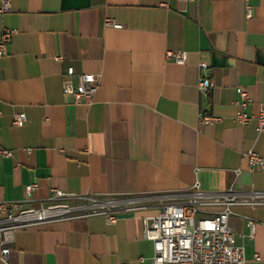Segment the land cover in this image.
Wrapping results in <instances>:
<instances>
[{"label":"crops","instance_id":"obj_1","mask_svg":"<svg viewBox=\"0 0 264 264\" xmlns=\"http://www.w3.org/2000/svg\"><path fill=\"white\" fill-rule=\"evenodd\" d=\"M248 4L250 17L245 0H10L0 13V34L16 30L0 56V148L12 155L0 154V201L36 205L55 187L125 208L113 221L96 213L18 228L0 264H152L143 220L160 203L195 182L215 195L264 193V171L243 158L248 149L264 157V132L255 118L234 119L238 86L250 114L264 106V0ZM169 50L186 51V62ZM68 67L74 84L79 73L99 75L91 98L63 93ZM201 76L213 83L206 96ZM17 113L26 120L16 125ZM230 210L244 264H264V204Z\"/></svg>","mask_w":264,"mask_h":264},{"label":"built area","instance_id":"obj_2","mask_svg":"<svg viewBox=\"0 0 264 264\" xmlns=\"http://www.w3.org/2000/svg\"><path fill=\"white\" fill-rule=\"evenodd\" d=\"M246 2V15H252L251 8ZM10 0H0V13L10 11ZM105 23L114 27L122 25L113 19L107 18ZM14 28L3 27L0 34V56L8 54V45ZM168 57H172L178 63H185L187 52L184 50L167 51ZM59 58V57H58ZM200 63V67H205ZM72 67H68L62 80V91L71 95L73 102L78 104L91 98L98 86L99 75L93 73H79L77 84L73 83L71 75ZM213 86L212 80L207 76H201L198 81L200 95L209 94ZM237 109L234 119L241 125L247 124L251 119L256 120V131L264 132V106L260 107L257 114H250L247 107L250 103L248 92L242 87H236ZM221 117L212 114L200 113L201 121L215 123ZM26 120L24 113H17L13 118V124H20ZM0 154L11 156L12 150L0 148ZM250 171L260 169L264 171V157L254 149L243 152ZM37 183L26 184L28 196L33 194ZM190 194L180 199L162 202L158 205L153 215L144 217L143 235L151 240L153 245L152 264H244L243 247L235 243V236L228 224L231 213L230 206L233 203L264 204V193L251 191L250 196L241 197L231 191L230 196L215 195L200 189L195 182ZM96 195H72L59 188L51 189V196L45 202L36 205H26L24 201H0V233L2 259L7 260L9 243L12 233L18 228H24L54 221L69 220L78 217H86L96 213H104L107 220H115L116 213L125 207L117 206L118 200H110L108 205L101 208H88L85 204L75 202ZM223 204V208L209 215L201 214L204 205ZM253 231L254 222L249 221Z\"/></svg>","mask_w":264,"mask_h":264},{"label":"rangeland","instance_id":"obj_3","mask_svg":"<svg viewBox=\"0 0 264 264\" xmlns=\"http://www.w3.org/2000/svg\"><path fill=\"white\" fill-rule=\"evenodd\" d=\"M110 200H116L111 197H99V196H89L86 199L75 202V204H85L88 208H101L102 206L108 205Z\"/></svg>","mask_w":264,"mask_h":264}]
</instances>
